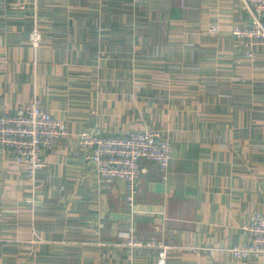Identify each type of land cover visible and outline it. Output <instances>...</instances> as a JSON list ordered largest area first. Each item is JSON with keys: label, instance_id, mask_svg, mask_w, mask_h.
<instances>
[{"label": "crops", "instance_id": "obj_1", "mask_svg": "<svg viewBox=\"0 0 264 264\" xmlns=\"http://www.w3.org/2000/svg\"><path fill=\"white\" fill-rule=\"evenodd\" d=\"M248 23L238 0H0V113L36 94L72 133L36 190L0 151V264H157L159 248L123 245L126 182L98 181L87 128L171 139L166 181L142 161L133 219L138 238L174 246L168 264H264L226 250L264 213V49L252 63L232 35Z\"/></svg>", "mask_w": 264, "mask_h": 264}, {"label": "built area", "instance_id": "obj_2", "mask_svg": "<svg viewBox=\"0 0 264 264\" xmlns=\"http://www.w3.org/2000/svg\"><path fill=\"white\" fill-rule=\"evenodd\" d=\"M35 4L37 0H31ZM249 15L245 26L234 25L232 35L243 50L244 57L252 63L259 60L264 49V0H238ZM218 26H212L216 33ZM42 31L36 17L31 34L32 46L38 49L42 42ZM72 136L65 123L54 117L42 100L35 94L24 107L16 112L0 113V151L6 150L14 161L22 166L32 183L38 188V171L48 152L55 150L63 139ZM78 145L87 152L88 161L93 165L98 181L110 183L115 180L126 182V201L131 211L128 225V239L123 243L134 254L146 248H159L157 264H168L170 250L174 247L165 239L144 241L137 237L134 213L138 181L149 171L142 167L146 161L155 168L163 181L168 179V171L173 157L172 141L157 130H133L123 134H108L96 128H87L77 135ZM32 202V200H30ZM247 241L234 246L229 251L236 261L256 259L264 261V213H257L251 222L243 225ZM214 255L221 248H208Z\"/></svg>", "mask_w": 264, "mask_h": 264}]
</instances>
